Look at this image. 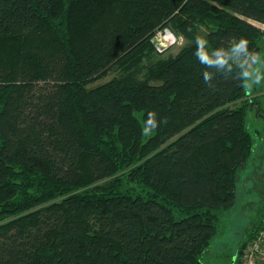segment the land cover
Returning <instances> with one entry per match:
<instances>
[{"label":"trees","instance_id":"obj_1","mask_svg":"<svg viewBox=\"0 0 264 264\" xmlns=\"http://www.w3.org/2000/svg\"><path fill=\"white\" fill-rule=\"evenodd\" d=\"M249 21L264 26V0H0V264H201L254 98L240 57L208 68L195 38L202 56L241 37L253 54ZM166 30L175 55L152 41ZM151 111L166 123L145 134Z\"/></svg>","mask_w":264,"mask_h":264},{"label":"rangeland","instance_id":"obj_2","mask_svg":"<svg viewBox=\"0 0 264 264\" xmlns=\"http://www.w3.org/2000/svg\"><path fill=\"white\" fill-rule=\"evenodd\" d=\"M250 22V21H249ZM254 26L264 30V26L250 22ZM174 38V39H173ZM157 49H168L167 54L175 55L183 41L170 31H158L152 38ZM260 59L253 64L248 61L249 70H259L264 73V37L258 43V51L252 54ZM112 77L111 74L95 81L90 87L103 84ZM247 96L254 98V104L245 108V127L251 134L253 147L251 155L236 177L235 203L228 211L224 212L218 227V233L210 242V245L200 258L201 264H248L244 254L238 258L239 246L247 238V233L254 230L264 204V81L259 85H253ZM243 104L233 102L229 109L238 110ZM247 250V245L245 247ZM238 259V260H237ZM264 262V251L257 256L254 262Z\"/></svg>","mask_w":264,"mask_h":264},{"label":"clouds","instance_id":"obj_3","mask_svg":"<svg viewBox=\"0 0 264 264\" xmlns=\"http://www.w3.org/2000/svg\"><path fill=\"white\" fill-rule=\"evenodd\" d=\"M170 31V30H166ZM174 39V38H173ZM181 39V38H179ZM182 40V39H181ZM196 42V56L200 63L205 64L208 68H213L221 72L230 73L232 71L230 64L232 62V56H239L241 63L239 64L240 72L239 77L244 81V87L249 90L253 85H259L264 81V73L259 70H249L248 61L255 64L259 61V57H253L248 49V40L241 37L238 40H235L229 47L224 48H213L211 53L208 55H201V50L203 49L207 52L206 45L208 44V39L204 36H197L195 38ZM227 53V56H225ZM212 79V74L209 72L204 73V80L206 83H209ZM166 123L163 118L157 119V113L151 111L147 114V117L144 121L143 132L148 134L153 130L157 129L159 124Z\"/></svg>","mask_w":264,"mask_h":264},{"label":"built area","instance_id":"obj_4","mask_svg":"<svg viewBox=\"0 0 264 264\" xmlns=\"http://www.w3.org/2000/svg\"><path fill=\"white\" fill-rule=\"evenodd\" d=\"M159 52L164 51V48L157 49ZM264 251V217L261 222L260 230L255 234V236L249 241L247 250L244 254L245 262L248 264H255L254 260L257 256L261 255Z\"/></svg>","mask_w":264,"mask_h":264}]
</instances>
